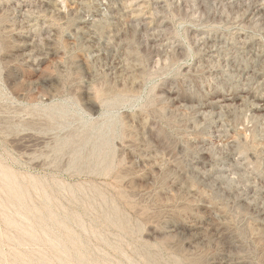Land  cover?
Segmentation results:
<instances>
[{"label": "rangeland", "instance_id": "1", "mask_svg": "<svg viewBox=\"0 0 264 264\" xmlns=\"http://www.w3.org/2000/svg\"><path fill=\"white\" fill-rule=\"evenodd\" d=\"M0 264H264V0H0Z\"/></svg>", "mask_w": 264, "mask_h": 264}]
</instances>
